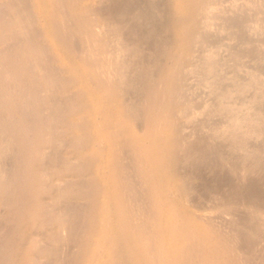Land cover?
Masks as SVG:
<instances>
[{
	"label": "bare ground",
	"instance_id": "1",
	"mask_svg": "<svg viewBox=\"0 0 264 264\" xmlns=\"http://www.w3.org/2000/svg\"><path fill=\"white\" fill-rule=\"evenodd\" d=\"M140 1L0 0V219L5 225L0 229V264H264L262 186L252 180L225 188L206 183L211 204L204 205L205 193L194 184V169L189 170L190 164L196 167L234 145L245 153L242 168L236 154L227 150L226 155L236 157L232 160L240 170L246 175L262 171L264 155L250 150L245 137L262 133L264 98L251 96L244 107L241 100L242 115L236 112L243 109H233L224 128L231 147L221 142L220 151L208 142L211 138L194 139L186 130L197 105L185 79L191 66L213 76L219 64L242 55L236 51L240 44L244 54L250 46L237 40L238 48L228 55L221 52L223 44L213 42L216 49L208 48L213 43L207 32L216 15L228 14L227 21L231 16L225 0H166L161 13L155 0H148L147 7ZM243 2L261 6L260 0ZM155 10L161 20H154ZM241 10L249 12L248 7ZM140 21L150 27L139 29ZM148 46L153 47L150 61ZM202 46L205 52L197 60ZM217 48L225 58L217 56ZM237 84L238 92L258 85ZM213 86L207 89L219 96L220 101L210 96L221 103L216 107L232 112V85ZM256 88L261 95L264 86ZM214 101L206 102L213 106ZM209 105H203L208 112ZM189 205L200 213L212 212L211 217ZM215 212L228 215L238 229L228 231L212 217Z\"/></svg>",
	"mask_w": 264,
	"mask_h": 264
},
{
	"label": "rangeland",
	"instance_id": "2",
	"mask_svg": "<svg viewBox=\"0 0 264 264\" xmlns=\"http://www.w3.org/2000/svg\"><path fill=\"white\" fill-rule=\"evenodd\" d=\"M163 2H161V0H155V5H156V7H158L157 9H158V11H160V13L161 12H164V10L166 9V5H165V3H166V0H162ZM226 1V5H228L225 9H227V13L229 12V16H230V14H231V19H230V17H228V21H227V17H225V16H228V14H226L225 15V13H222V14H217L216 15V20L214 21V26L211 28V29H209L208 30V32H207V34L210 36V40H211V43H213V42H216V45H222L223 46V48H221L222 49V51L221 50H218V48H217V50H218V52H222V53H224L223 52V50L226 52V53H224L225 55H228V54H230V53H232L230 50H232V48L234 47V48H238V45L240 44V42H242V43H245V44H247V46L249 47V49L248 50H246L247 51V54L245 55L242 51H243V48H245V45L244 44H242L243 45V47H242V45L240 44L239 45V50H236V49H233L232 51H238V52H240L242 55L238 58V59H235V58H231L230 60H228V61H230L229 63H226L225 65H223V67L220 65H218V67L215 69V70H213V71H215V72H213V76H208L209 74H208V72H206V74H207V76H206V74H205V72H202L201 70H198V71H200V72H198L197 70H196V68H197V65H195V66H191L192 67V74L193 73H197L198 72V75H196L195 76V74L194 75H192L191 74V76H189V74L191 73H189V72H187V74H186V77H185V79H186V85L187 84H190L191 83V85H189V87L190 88H192V89H194L192 92H191V94H190V92H189V95L191 96V97H193L192 95H194V97L192 98L194 101H193V104H195V103H197V105L195 104L194 106H193V113H191V121L189 122L188 121V124L186 123V127L187 126H189V127H187V129L186 130H188V133L186 132V130H185V132L189 135V136H191L192 138H196L197 136H205L207 139L209 138V140H210V138H211V140L210 141H208V142H210V144L211 145H213V146H215V144H217V146H219V148H220V151H221V144L223 145V144H229L228 146L229 147H231L233 144H231V140H230V137L229 136H227L229 133H228V131H225V125H228L230 122H231V119H230V117L232 118L233 116H234V114H235V112H233V111H236V110H233V109H235V108H239L240 110L241 109H243V107L244 106H246V104H248L249 102H250V99L251 98H253V97H251V96H257L256 98H259V100H260V97L261 98H264L263 96V94H264V89H263V86H264V74L262 75V73L261 72H263L264 71V64H260V63H262L264 60H263V58L264 57H262V56H264V32H263V34H262V31H264V4H263V1H261L260 0V2H261V6H259V5H255V6H251L250 4H246L245 2H243L244 0H237L238 2H237V5L238 4H240L241 5V3H242V5L241 6H237L236 4L234 5H230V2H233L232 0H225ZM149 3V1L148 0H141L140 2H139V5L141 6H144V7H147L146 6V4H148ZM158 2V3H157ZM162 3V5H161V3ZM160 3V4H159ZM229 3V4H228ZM262 4H263V6H262ZM149 5V4H148ZM250 6H251V8H250ZM231 9V10H229V8ZM243 8V10H245L246 9V7H248V9L249 10H247V11H249L248 12V14H247V12H246V10H245V12H243L241 9ZM244 7H245V9H244ZM255 7V8H257V9H259V11H253V8ZM237 8V9H236ZM260 8H263L262 10L260 9ZM234 9V10H233ZM256 9V10H257ZM158 11H156L155 10V12H154V14L156 13L157 14V12ZM238 12V13H237ZM262 12H263V14H262ZM250 13V14H249ZM259 13H261L262 15H257V14H259ZM154 14H153V16H154ZM155 14V17H154V20H156V17H157V19H159V20H161L162 19V17H160V15H159V13L156 15ZM233 14V15H232ZM251 14H252V16H251ZM219 15V16H218ZM250 15V16H249ZM235 16H237V19H236V17ZM254 16V17H253ZM259 16V17H258ZM159 17V18H158ZM258 17V18H257ZM161 18V19H160ZM234 18V20H232ZM239 18V19H238ZM249 18V19H248ZM257 18V19H256ZM263 18V19H262ZM219 19H220V21H219ZM221 19L223 20V21H221ZM224 19H225V21H224ZM244 19V20H243ZM251 19V20H250ZM158 20V21H159ZM237 20V21H236ZM248 20V21H247ZM217 21V22H216ZM227 21V23H228V25H229V27H228V29L227 30H223L222 29V27H223V23L224 22H226ZM233 21V22H232ZM250 21V22H249ZM140 22H142L141 23V25L142 26H140V24H139V22H138V24H139V29L140 28H147L148 29V27H150L149 25H150V23L148 22H146V21H140ZM146 22V23H145ZM220 22H222L221 24H219ZM236 22V23H235ZM237 22H238V24H237ZM145 24L147 25V24H149L148 26H145ZM219 24V25H218ZM231 24V25H230ZM236 24V25H235ZM254 24V25H253ZM261 24V25H260ZM263 24V25H262ZM246 25V26H245ZM250 25H251V27H250ZM261 26V28L259 27V26ZM138 26V25H137ZM257 27H259L260 29H258L257 30ZM216 28V29H215ZM242 28L244 29V28H246V29H248V30H246L245 29V31L244 30H242ZM217 30L218 31V33L217 32H215V30ZM214 30V31H213ZM221 30V31H220ZM210 32H215L216 34H210ZM228 32V33H227ZM252 33V34H251ZM243 34V35H242ZM249 34H251V36H249ZM262 34V35H261ZM212 35H216V36H214V40L212 39ZM239 35L241 36V38L239 37ZM261 35V36H260ZM220 36V37H219ZM222 36V37H221ZM239 37V38H232V37ZM258 36V37H257ZM246 38L247 37V39H248V37H249V39L247 40V39H244V38ZM255 37V38H254ZM225 38H227V39H225ZM232 38V39H231ZM250 38H252V40L250 39ZM263 38V39H262ZM236 39V40H235ZM241 39H243L242 41H241ZM218 40L220 41V42H218ZM223 40H226L227 42L229 41L230 42V44H234L235 42H238L237 40H240V42L239 43H237V44H234V45H228V43L225 41V42H223ZM251 40V41H250ZM263 40V41H262ZM222 41V42H221ZM246 41H248L247 43H246ZM254 42H255V44L257 43V44H260V46L259 45H254ZM217 43H219V44H217ZM215 43H213V44H211V46H210V44H209V46H208V48H211L212 47V49H216V46L214 45ZM224 44H227V45H224ZM237 45V46H236ZM253 45V46H252ZM214 46V47H213ZM256 46H258V47H261V48H263V49H258V47H256ZM205 46H202V47H200V48H198L199 50V57L200 58H196L197 60H200L201 59V56L204 54V52H205V49H206V47L204 48ZM218 47V46H217ZM151 48V49H150ZM219 48V49H220ZM150 49V50H149ZM203 49V50H202ZM255 49V51H256V54H255V51H251V50H254ZM258 49V50H257ZM245 50H244V52H245ZM204 51V52H203ZM249 51H251V54L252 55H250V54H248V53H250ZM218 53L217 54V56L218 57H222V53ZM253 52H254V54H253ZM152 53H153V47L151 46H148L147 47V56H149V58H146L147 59V61H150V59L152 58ZM224 54H223V57L222 58H225L226 56H224ZM247 57V58H244V55ZM150 56H151V58H150ZM250 56V57H249ZM259 56H261V57H259ZM242 57V58H241ZM258 57V58H257ZM256 58V59H255ZM261 58H262V60H261ZM149 59V60H148ZM250 59H252L253 61H251ZM236 60V61H235ZM227 61V62H228ZM233 61H235V63H233ZM262 61V62H261ZM195 62H196V60H195ZM223 62V61H222ZM232 62V64H230ZM241 63V64H240ZM264 63V62H263ZM230 64V65H229ZM238 66H237V65ZM237 66V68L238 67H242L243 66V68L241 69V71L239 70V68H238V70L240 71V73L239 72H237L236 70H237V68H236V66ZM240 65V66H239ZM255 65V66H254ZM259 65V66H258ZM263 67H262V66ZM234 66H235V68L236 69H234ZM226 67V68H225ZM245 67V68H244ZM195 68V69H194ZM231 68H233L235 71H230V70H233V69H231ZM248 68V69H247ZM251 68V69H250ZM257 68V71L255 70ZM258 68L260 69V70H258ZM262 68H263V70H262ZM224 69V70H223ZM245 69V70H244ZM252 69H254L255 71H253ZM194 70L196 71V72H194ZM218 70H221V71H218ZM242 70H244V71H242ZM252 70V71H251ZM262 70V71H261ZM190 71V70H189ZM226 72L225 74H224V76H225V78L223 77V73L224 72ZM201 72H202V74L203 75H205V77L203 76V75H201ZM216 72H218L217 73V75L218 74H221L222 73V77H221V75H218V76H220V77H218V76H215L216 74ZM221 72V73H220ZM250 72H251V74L252 73H254V72H256L255 74H252V75H250ZM260 72V73H259ZM200 73V74H199ZM235 73H238V74H235ZM212 74V73H211ZM215 74V75H214ZM241 74V75H240ZM243 74V75H242ZM188 75V76H187ZM215 76V77H214ZM244 78H243V77ZM259 78H258V77ZM190 77H191V79H192V77H194L193 79V83L194 82H196L197 80V85H196V87H195V85H192L193 83H192V81H191V79H190ZM196 77H198V78H196ZM202 77V78H201ZM209 77V78H208ZM227 77V78H226ZM248 77V78H247ZM263 77V78H262ZM188 78H189V80H190V83H187V81H189L188 80ZM245 78H247V80L249 81H247ZM197 79V80H196ZM205 79L207 80H209V85H210V83L212 84V83H214V86L213 85H207L208 83L206 82L205 83ZM211 79H213V81L215 80V81H218V82H213ZM258 79V80H257ZM196 80V81H195ZM239 80V81H238ZM212 81V82H211ZM237 81V82H236ZM199 82V83H198ZM202 82V83H201ZM221 82V83H220ZM222 82H224L223 84H222ZM246 83V84H248V83H251V82H253V84H252V86H255L256 84H258V85H256V87H262V89H263V93H261V95H260V91H261V88H259V89H257L256 87H251V86H249L250 87V90H249V88L247 87L246 89H245V91L244 92H238V91H236V86L238 85L237 83ZM196 83H194V84H196ZM232 83V84H231ZM260 83H261V85H262V83H263V86H260ZM204 84H206L205 86H203L202 87V85H204ZM225 84V85H224ZM234 84V85H233ZM219 85H222V86H220V88L221 87H223V86H231L232 88H234L233 89V93H232V95H234V97H235V100H233V96L232 97H230V98H228L229 99V101L231 102L230 104L232 105V103L233 104H237V102H238V104H237V106H236V104H235V106L234 105H232L231 107H234V108H232V112H233V114H232V112H227L226 110H223V109H219L218 107H220V106H218V107H216L217 105H219V103L217 102V101H214V98H215V96H216V94L214 93H212L214 96H212V97H214L213 98V101H214V105H215V107H214V105L212 106V104H210L209 105V103H210V101H211V103H213V101H212V98L210 97L212 94H211V91L209 90L212 86H213V88L215 89L217 86H219ZM193 86V87H192ZM210 87V88H209ZM201 88H205L204 90H200ZM207 88H209V89H207ZM218 89H220L219 87H217ZM217 88H216V90H217ZM252 88V89H251ZM255 88V89H254ZM256 89L258 90V91H256ZM208 90V95L206 94V92L205 91H207ZM255 90V91H254ZM260 90V91H259ZM201 91H203V92H201ZM236 91V92H235ZM198 92V93H197ZM236 94H235V93ZM248 92V93H247ZM252 92H255V93H252ZM257 93V94H256ZM259 93V94H258ZM256 94V95H255ZM246 95V96H245ZM258 95H260V96H258ZM205 96H209L208 98L206 97V99H204V100H206V101H208L209 103H207L206 101H204L203 100V98L205 97ZM239 96V97H238ZM200 97H202L201 98V100H200ZM219 96H217L216 98H217V100L218 101H220L219 100V98H218ZM251 97V98H250ZM216 98H215V100H216ZM232 98V99H231ZM237 98V99H236ZM196 99V100H195ZM197 99H199V100H197ZM210 99V100H209ZM241 100H243L242 102H241ZM240 101V102H239ZM261 101V100H260ZM264 101V99L262 100V102ZM244 102H246L245 103V105H244ZM218 103V104H217ZM241 103L243 104V107H242V105H241ZM206 104H208L209 105V107L211 108L210 110H209V112H208V109L209 108H206L205 106H206ZM221 104V103H220ZM203 105H205L204 107H203ZM263 105H264V102H263ZM200 106V107H199ZM213 107V108H212ZM240 107H242V108H240ZM215 108V109H214ZM198 109V110H197ZM203 109H206L205 110V112H204V110ZM219 109V111H217V110ZM202 110V112H200ZM217 111V112H219V114L220 115H217L216 114V112H214V111ZM198 111H199V114H198ZM223 111V112H222ZM225 111V112H224ZM238 112H236V115H237V113H239V114H241V113H243L244 114V112H246L245 111V108L243 109V110H241L240 112H239V110H237ZM208 112V113H207ZM200 113H202V114H200ZM206 113H207V115H206ZM211 113V114H210ZM221 113H227L228 114V116L226 117V115L225 114H221ZM230 113L232 114V115H230ZM204 114L206 115V120H205V118H204V120L205 121H203V116H204ZM238 114V115H239ZM212 115V118H210V116ZM230 115V116H229ZM242 115V114H241ZM193 116V117H192ZM222 116V117H221ZM224 116H225V118H226V122L224 121ZM205 117V116H204ZM215 117V118H214ZM217 118H218V120H217ZM220 118H222V122H220ZM227 118H229L230 120H228ZM196 119H198V120H196ZM192 120H193V122H192ZM207 120H209V121H211V123L213 124H209V123H207ZM264 120V118L262 119V121ZM204 123H203V122ZM228 121H230V122H228ZM220 122V123H219ZM193 123V124H192ZM263 123V122H262ZM207 124H209V125H207ZM263 125V124H262ZM207 126H209V127H207ZM212 126H215L214 128H215V130H213L214 128L212 127ZM264 126V125H263ZM184 127H185V124H184ZM213 129H212V128ZM192 129V132H191V130H189V129ZM212 130H211V129ZM217 128H219V129H217ZM194 129H196V130H194ZM209 129V130H208ZM262 130H261V132L262 133H260V135L262 136V138H261V136L260 135H258L257 134V136L254 134V135H250V136H247V137H245L246 138V142H248V144L249 145H247V147L249 146H251V147H253V148H251L250 147V150H258V149H260L261 150V152H262V154L264 155V145H263V147L261 146L262 144H264V128L262 127L261 128ZM220 131L221 130V134L220 135H217V131ZM214 131V132H213ZM218 131V132H219ZM203 132V133H202ZM195 135H194V134ZM198 133V134H197ZM201 133H202V135H201ZM194 136H193V135ZM197 134V135H196ZM263 134V135H262ZM226 135V136H225ZM196 136V137H195ZM222 136V137H221ZM190 137V138H191ZM215 137V139L214 140H216V141H214V140H212V138H214ZM220 139H219V138ZM244 138V139H245ZM222 139V140H221ZM260 139V140H259ZM213 141V142H212ZM222 142V143H221ZM254 142V143H253ZM261 143V145H259V144H257V143ZM221 143V144H220ZM231 144V145H230ZM224 146V145H223ZM227 146V147H228ZM258 146H259V148H258ZM228 147V148H229ZM224 148V150H223V152L221 151L220 153L222 154L223 153V158L224 157H226L225 159H227V160H225L224 159V161L226 162V164L228 165V164H231V165H229V167H230V169L231 168H233L234 166L235 167H237L238 169H234L233 168V170H231L230 171V169H228V168H226L227 166L225 165V162L224 161H222L223 160V158L220 156V153L219 154H216L218 157H219V159L217 160L216 158H218L217 156H213V155H211L210 156V158L211 159H208V160H206V161H201V162H196L195 163V165L194 166H196V167H198V166H200L199 167V170H198V168H196V167H193L191 164H190V166L189 165H185V167L186 168H188V166H189V170H190V168H192V170L194 169V173H195V175H196V177L198 178H196L195 180H194V184H195V186H196V188L199 190V188H200V192L201 193H205L206 191H205V187H206V183H207V185H209V186H213L214 184H220L221 186H223L224 188L225 187H228V185H230V184H232V183H239V182H241L240 184H243L244 182H249L250 180H252V181H255L259 186L261 185L262 186V189H264V173L262 174V171H264V169L262 170V171H259V176H258V174H257V172L255 173H248L247 172V175L249 176H247L246 175V173L244 172V170H240V168H242L241 166H240V164L241 165H243V163H244V156L243 155H245V153H243V151L241 150V148L242 147H238V146H234L233 145V147H231L232 148V150H234V151H232L231 150V148H229V149H227L232 155H233V153H234V155L238 158L237 160L236 159H234V158H236L235 156H233L232 157V155L231 154H228V157H227V155H226V153H228V151L225 149L226 148V146H224L223 147ZM222 148V149H223ZM229 155H231V156H229ZM230 157V159L232 160V158L235 160V162H237V163H239V164H237V165H239V167L238 166H236V164L234 163V161L232 160V161H229V158ZM221 158V159H220ZM213 160V161H212ZM215 160V161H214ZM216 160H217V162H216ZM219 160H221V162L219 161ZM240 160V161H239ZM241 160H242V162H241ZM227 161H228V163H227ZM204 162V163H203ZM207 162H209V163H207ZM211 162V163H210ZM233 162V163H232ZM247 163L249 162V161H246ZM250 162H251V160H250ZM199 163V164H198ZM220 163H222V165H219ZM224 163V164H223ZM9 161H8V163L6 164L7 165V167H5V169H7V170H9V168L10 167H8L9 166ZM202 165H203V168H202ZM192 166V167H191ZM216 166V167H215ZM217 166H220V169H219V167H217ZM222 166V167H221ZM233 166V167H232ZM264 166V165H263ZM184 167V168H185ZM183 168V170L184 171H188V169H184ZM205 168V169H204ZM225 170H223V169ZM261 168H264V167H259V169H261ZM196 169H197V171H196ZM200 169L202 170V171H200ZM212 170V171H211ZM221 170H223V173H222V171L220 172ZM234 170L236 171V173L237 174H235L234 175ZM196 171V172H195ZM201 173H200V172ZM208 171V172H207ZM227 171V174L225 173ZM230 171V172H229ZM197 172L198 173H200V174H197ZM213 172H216L215 173V175H214V173ZM238 172H240L241 173V175L243 174V176H240V174L238 173ZM204 173H205V175H204ZM219 173V174H218ZM229 173V174H228ZM233 174V175H230V174ZM208 174H209V178L207 177L208 176ZM222 175V177H221V179H220V176ZM207 175V176H206ZM212 177H211V176ZM219 177H218V176ZM236 175H237V177H236ZM247 176L248 178H246L245 176ZM201 176H202V178H201ZM215 176V177H214ZM238 176H240V178L238 177ZM261 176H262V178H261ZM207 177V178H206ZM236 177V178H235ZM244 177L246 178V180L244 179ZM250 177H251V179H250ZM201 178V179H200ZM212 178H214V179H212ZM203 179H205V180H203ZM209 180V181H208ZM220 180V181H219ZM224 180V181H223ZM227 181H228V184H227ZM232 181V182H231ZM244 181V182H243ZM260 183H259V182ZM247 182L246 183H244V184H247ZM224 183V184H223ZM260 186V187H261ZM201 188L202 189H204V192H203V190L201 191ZM206 194V195H205ZM204 194V196L205 197H202L201 198V200H202V202H205V204L204 205H206L207 203L208 204H211V202H209V195H207V193H205ZM202 196H203V194H202ZM204 199V200H203ZM206 199H208V200H206ZM189 208L193 211V212H196V213H200L199 211H196L193 207H192V205H189ZM0 209H3V210H1V211H3V213H4V208H2V207H0ZM0 211V215L1 214H3L2 212ZM211 213L212 212H203V213H200V214H203L205 217H209L208 215L210 214V217H211ZM214 213V212H213ZM216 214H212V217H214L216 220H218V221H221V223H223V225L226 227V229L228 230V231H232V232H234L235 230H237L238 229V226L236 225V224H234V223H231V221L229 220V217H228V215L226 216L225 214H221V213H219V212H215ZM240 213V212H239ZM241 214V213H240ZM242 214H244L243 212H242ZM224 217V218H223ZM2 220V221H1ZM2 222H4V220L3 219H0V224L3 226L4 224H2ZM5 226V225H4ZM3 226V228H0V229H2V230H4V227ZM1 227V226H0ZM262 246L264 247V240L262 241Z\"/></svg>",
	"mask_w": 264,
	"mask_h": 264
}]
</instances>
